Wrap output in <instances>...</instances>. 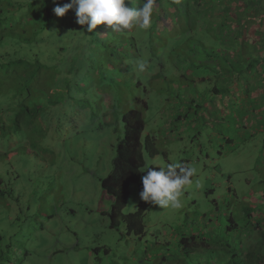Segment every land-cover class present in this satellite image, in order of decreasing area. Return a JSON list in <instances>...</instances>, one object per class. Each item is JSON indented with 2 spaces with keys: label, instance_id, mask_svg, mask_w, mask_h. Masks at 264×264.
I'll return each mask as SVG.
<instances>
[{
  "label": "rangeland",
  "instance_id": "rangeland-1",
  "mask_svg": "<svg viewBox=\"0 0 264 264\" xmlns=\"http://www.w3.org/2000/svg\"><path fill=\"white\" fill-rule=\"evenodd\" d=\"M67 15L72 19L75 11ZM179 32L186 31L162 29L152 36L135 29V41L128 38L127 46L141 50L144 71L128 65L125 69L131 72L122 73L128 78L114 73L118 81L109 87L96 86L99 72L90 71L92 88L79 93L76 103L60 105L66 111L45 128L34 150L17 135L0 142L1 189L13 192L0 204V264L5 258L8 264H230L234 257L232 264H246L250 246L260 245L254 226L264 223V91L232 88L229 81L235 77L225 80L227 91L218 85L220 92L213 89L216 80L182 82L175 63L185 41ZM74 35L69 37L73 45L81 38ZM117 47L114 53L123 57L117 63L128 64V49L124 56L125 50ZM91 51L98 53L96 47ZM163 69L167 75L158 74ZM185 94L197 96L196 103L187 106ZM136 98L149 105L143 142L151 136L167 154L146 153V162L156 167L186 163L197 169L181 197L182 207L156 206L148 212L142 238L128 235L125 224L119 230L109 227L103 213L109 211L110 200L101 185L112 170V145L124 135L122 117L138 106ZM250 98L256 100L251 107ZM105 122L110 124L100 128ZM10 149L19 151L7 159L4 153ZM140 192L136 184L131 186L124 215L138 210ZM183 235L207 239L210 249L180 252ZM255 253L264 258L262 247Z\"/></svg>",
  "mask_w": 264,
  "mask_h": 264
},
{
  "label": "trees",
  "instance_id": "trees-1",
  "mask_svg": "<svg viewBox=\"0 0 264 264\" xmlns=\"http://www.w3.org/2000/svg\"><path fill=\"white\" fill-rule=\"evenodd\" d=\"M70 2L0 0V142L4 141V144L11 136L17 135L34 150L45 128L49 124L53 126L66 111L60 105L66 101L69 106L76 103L80 98L79 93L92 88L89 80L92 81L94 77H90V71L99 72L94 79L96 86L103 87L105 84L109 87L121 76L128 78L122 75L125 71L131 72L126 67L139 68L143 56L141 50L127 46L128 38L135 41L134 30L137 27L114 32L105 24L98 25L92 33L81 32L86 26L76 22V15L72 19L67 13L64 17H58L53 11L57 5ZM142 3L143 0H132V3L126 0L128 7H140ZM74 11L70 9L68 12ZM61 25L71 26V30L66 31ZM162 29L165 32L186 31L176 34L179 39L185 38L180 42L182 58L175 61L176 70L182 73L179 76L182 82L193 84L194 77L198 80H216V86L212 87L220 92L218 85L221 84L227 91L225 80L235 77L229 81L232 88L244 85L243 88L256 89L257 94L264 91V0H157L151 28L141 31L153 36L156 35L155 31L161 32ZM74 33L81 35L75 45L69 38H73ZM55 35L58 36L56 40ZM246 44L247 49L244 48ZM117 45L128 49L127 55V51H124L126 61H130L128 64L117 63L118 58H123L114 53ZM54 46L58 47L51 50ZM94 47L98 49L97 54L91 51ZM192 67L195 71L190 70ZM115 68L118 70L112 71ZM167 70L163 69L158 74L167 75ZM213 71L215 76H208ZM114 73L118 79L113 77ZM236 76L239 78L236 79ZM190 96L186 97L185 94L187 106L197 101V96L192 100ZM135 103L138 106L130 108L122 117L124 135H119L116 144L112 145L116 151L112 170L106 178L101 179V185L110 200L109 211L103 213L110 220L109 227L119 230L125 224L128 235L142 238L147 230L146 215L156 206L142 201L137 211L127 215L123 211L130 197L131 186L136 184L142 191V176L145 173L140 170L146 163L145 154L151 157L163 154L165 158L167 154L158 149L153 137L147 136L143 142L147 126L144 116L149 105L140 98H136ZM247 103L251 107L256 100L250 98ZM179 104L182 105L181 102ZM88 105V102L84 103V107ZM204 109L207 108L201 110ZM109 124L101 123L100 128ZM18 151L10 149L4 156L10 159ZM150 166L159 170L154 165ZM2 184L3 178L0 176V204L13 195L12 190L2 191ZM254 230L260 236V245L250 246L251 251L244 255L243 261L246 264H264V258L255 253L260 247L264 249V223L256 224ZM178 247L186 255L195 254L201 248L210 249L207 239H200L196 235H183ZM9 261L5 258V264ZM233 262L235 257L230 264Z\"/></svg>",
  "mask_w": 264,
  "mask_h": 264
},
{
  "label": "clouds",
  "instance_id": "clouds-1",
  "mask_svg": "<svg viewBox=\"0 0 264 264\" xmlns=\"http://www.w3.org/2000/svg\"><path fill=\"white\" fill-rule=\"evenodd\" d=\"M55 3V0H53ZM132 3V0H129ZM157 0H143L140 7L126 6V0H71L63 6L57 5L53 11L56 16L64 17L70 9L75 10L76 22L86 26L81 32L92 33L98 25H107L111 31L123 32L135 26L140 30H149ZM139 70L144 71L145 62H140ZM159 170L145 163L141 172V200L162 209H179L182 207L181 197L187 187L193 184L192 177L197 169L183 163H167L158 166ZM200 188L199 180L195 183Z\"/></svg>",
  "mask_w": 264,
  "mask_h": 264
}]
</instances>
